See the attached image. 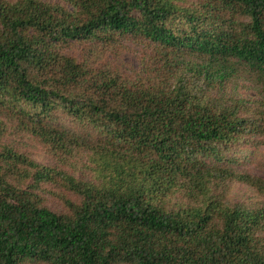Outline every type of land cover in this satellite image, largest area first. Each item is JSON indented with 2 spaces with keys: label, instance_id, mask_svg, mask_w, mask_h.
I'll return each instance as SVG.
<instances>
[{
  "label": "trees",
  "instance_id": "obj_1",
  "mask_svg": "<svg viewBox=\"0 0 264 264\" xmlns=\"http://www.w3.org/2000/svg\"><path fill=\"white\" fill-rule=\"evenodd\" d=\"M124 40L139 68L99 65ZM254 135L264 0H0V264H264Z\"/></svg>",
  "mask_w": 264,
  "mask_h": 264
},
{
  "label": "rangeland",
  "instance_id": "obj_2",
  "mask_svg": "<svg viewBox=\"0 0 264 264\" xmlns=\"http://www.w3.org/2000/svg\"><path fill=\"white\" fill-rule=\"evenodd\" d=\"M194 0H186L187 3H192ZM176 21V20H175ZM178 27L187 26L186 22L176 21ZM124 48L118 54L106 53L98 62L99 65L107 64L112 70H121L123 73L130 74L135 72L141 64L143 45L132 42L131 40L123 41ZM78 58H80L78 48L72 50ZM234 88L230 91L237 98L244 101V110L249 108H259L260 94L258 83L253 75L244 74L239 77L238 81H234ZM259 102V103H258ZM248 139V138H247ZM250 142H242L238 153L239 162L233 164V167L238 170H243L264 178V138L254 135L249 137ZM35 156L41 161H48L44 153L40 150H34ZM76 166V163H74ZM82 165H79L80 167ZM78 173H84L80 168H76ZM264 197L260 195L254 188L240 182H234L229 192V200L231 202H241L246 204L259 205Z\"/></svg>",
  "mask_w": 264,
  "mask_h": 264
}]
</instances>
